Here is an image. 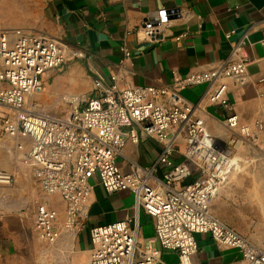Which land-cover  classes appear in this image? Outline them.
<instances>
[{
	"label": "built area",
	"instance_id": "1",
	"mask_svg": "<svg viewBox=\"0 0 264 264\" xmlns=\"http://www.w3.org/2000/svg\"><path fill=\"white\" fill-rule=\"evenodd\" d=\"M177 11L162 10L153 22L138 24L132 32L138 38L161 40L168 34L169 16ZM245 37L235 41L222 62L186 75L173 72L167 85L106 86L96 75L90 96L85 101L66 97L69 110L59 116L36 109L29 99L44 88L45 72L71 59H89L87 53L47 33L0 31V137L31 140L26 162L39 190L58 194L65 203L54 207L39 202L26 212L27 230L38 246L52 247L63 236L78 238L89 219L95 176L109 192L129 190L135 206H142L155 223L146 243L140 241L139 225L132 227L127 219L90 226L89 264H155L162 249L178 252L175 264H191L198 249L196 234L202 232L239 250L240 258L232 264H264V248L212 212L214 200L240 169L242 158L219 145L199 114L220 106L228 112L227 128L264 142V120L241 123L226 95L227 80L240 86L250 82V56L241 51ZM261 58L264 61V47ZM199 84L207 88L193 104L182 91ZM124 127H129L133 141L142 132L160 142L151 164L132 162L130 172L119 167L116 158L126 143ZM13 182V174L0 168V185Z\"/></svg>",
	"mask_w": 264,
	"mask_h": 264
},
{
	"label": "crops",
	"instance_id": "2",
	"mask_svg": "<svg viewBox=\"0 0 264 264\" xmlns=\"http://www.w3.org/2000/svg\"><path fill=\"white\" fill-rule=\"evenodd\" d=\"M166 9L178 13L169 16L168 34L163 39L138 38L132 32L138 24L153 22ZM263 27L264 0H0V31L47 33L87 53L89 59H71L63 64V75L57 76L56 83L44 87L43 96H61V105L69 96H79L85 101L96 75L104 85L114 82L121 88L170 84L173 72L186 75L222 62L235 41L246 36L241 51L250 56L247 65L250 82L240 86L227 80L226 95L232 113L241 123L264 120ZM232 30L231 37H226ZM184 33L187 34L180 39L175 38ZM53 76H47L46 85ZM206 88L204 84L191 85L182 93L196 104ZM59 103L56 100L52 106L58 107ZM227 113L217 105L199 110L211 132L225 127ZM128 130L129 127L122 129L126 143L116 158L124 172L133 169L132 162L151 164L161 150L157 139L138 132V141H133ZM30 147L31 140L27 137H0V168L14 176L11 185H0V254L5 248L3 239L17 231L22 225L20 219L24 220V214L37 203L47 204L49 200L55 201L57 207L65 205L58 194L48 195L39 190L26 162ZM91 182L85 230L96 224L127 219L130 226L139 225L142 243L154 235L155 219L142 206H135L129 190L109 192L95 176ZM196 241L198 249L191 256V264H232L240 258L239 250L217 243L208 233H197ZM87 252L79 259L80 263L78 258L71 263L89 264ZM177 260V251L162 249L155 264H175Z\"/></svg>",
	"mask_w": 264,
	"mask_h": 264
},
{
	"label": "rangeland",
	"instance_id": "3",
	"mask_svg": "<svg viewBox=\"0 0 264 264\" xmlns=\"http://www.w3.org/2000/svg\"><path fill=\"white\" fill-rule=\"evenodd\" d=\"M65 65L44 73V87L47 88L56 83L57 76L63 75ZM49 74L54 76L46 85L45 79ZM43 91L44 88L32 95L29 103L34 104L38 110L50 111L59 116L66 115L69 107L65 104L61 105V96L53 97V94L43 96ZM56 100L60 103L54 108L52 105ZM225 127L219 126L209 133L216 140H220L219 145L228 147L233 153L239 155L242 162L240 169L231 176V181L214 200L212 212L230 227L264 248V142L263 140L252 141ZM47 204L57 207L55 201L48 200ZM24 222L23 218L20 219L22 225L17 231L7 234L3 239L2 245H5V248L0 254V264H72L73 258H78L79 262V259L84 258L89 250L85 229L78 238L72 239L71 247L58 246L59 243L65 244L70 239L68 236L61 237L52 247H43L38 246ZM41 251L48 252L46 257Z\"/></svg>",
	"mask_w": 264,
	"mask_h": 264
},
{
	"label": "bare ground",
	"instance_id": "4",
	"mask_svg": "<svg viewBox=\"0 0 264 264\" xmlns=\"http://www.w3.org/2000/svg\"><path fill=\"white\" fill-rule=\"evenodd\" d=\"M62 245H63L62 248H68V247H71V246L73 245V240H72V239H69V240H67V242H66L65 244H63V243H59L58 246H62ZM41 252H42V251H41ZM47 253H48V252H46V251L42 252V254H45L44 257H46V254H47Z\"/></svg>",
	"mask_w": 264,
	"mask_h": 264
}]
</instances>
